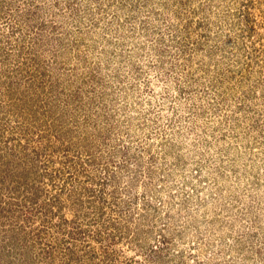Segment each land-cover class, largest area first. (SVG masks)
I'll return each instance as SVG.
<instances>
[{
    "label": "rangeland",
    "instance_id": "374dc122",
    "mask_svg": "<svg viewBox=\"0 0 264 264\" xmlns=\"http://www.w3.org/2000/svg\"><path fill=\"white\" fill-rule=\"evenodd\" d=\"M0 264H264V0H0Z\"/></svg>",
    "mask_w": 264,
    "mask_h": 264
}]
</instances>
